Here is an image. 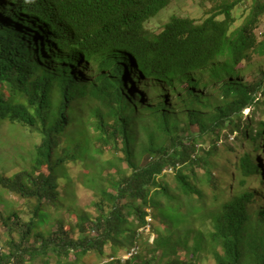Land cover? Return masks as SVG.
I'll use <instances>...</instances> for the list:
<instances>
[{
  "label": "trees",
  "instance_id": "trees-1",
  "mask_svg": "<svg viewBox=\"0 0 264 264\" xmlns=\"http://www.w3.org/2000/svg\"><path fill=\"white\" fill-rule=\"evenodd\" d=\"M171 1L0 0V121L36 128L41 136L25 167L33 170L12 177L0 174V189L32 204L27 219L0 210L6 235L0 264H81L89 253L107 256L104 264H197L195 257L201 252H210L216 264H264V234L255 230L264 225V209L252 212L249 205L256 192L244 189L248 179L261 172L251 153L239 161L241 189L216 211L191 204L183 214L179 206L170 204L174 198L160 181L169 171L175 172L181 193L186 197L199 193L193 184L201 180L194 168H210L209 157L218 150L213 145L201 155L202 140L220 130L237 132L241 142L253 144V151L264 149V118L254 127L252 117L244 116L245 110L264 104V71L250 83L239 79L241 66L264 58V0H212L214 5L201 22L173 16L158 34L151 33L147 22ZM242 4L249 7V14L233 29L234 11ZM93 63L98 75L84 81L78 71ZM195 73L199 77L188 80L184 89L189 123L183 127L169 110L168 98L156 106L133 102L130 92L137 82L162 84L176 92L174 80ZM213 84H221V98L212 105V95L198 89ZM136 95L141 99L145 93ZM86 100L98 103L91 111L96 141L132 172L127 177L102 178L99 214L94 219L76 216L77 237L73 225L62 219L44 233L46 208L61 204L56 171L80 158L70 144L64 148L61 144L74 106ZM139 111L152 119L151 126L141 125L146 132L141 153L146 158L137 166L132 161L133 125ZM192 125L196 132L189 131ZM207 172L205 181L222 191L221 182ZM261 182L264 186V179ZM161 197L169 203L162 206ZM156 213L169 223V230L156 232L147 255L133 253L140 228L149 225V216L156 221ZM193 215L203 219L204 227L210 218V229L181 233V223ZM126 226H130L127 235ZM119 247L132 255L118 256ZM182 251L190 259H182Z\"/></svg>",
  "mask_w": 264,
  "mask_h": 264
},
{
  "label": "rangeland",
  "instance_id": "rangeland-1",
  "mask_svg": "<svg viewBox=\"0 0 264 264\" xmlns=\"http://www.w3.org/2000/svg\"><path fill=\"white\" fill-rule=\"evenodd\" d=\"M234 1V0H231ZM214 5L212 0H172L171 3L162 10L157 16L150 19L146 28L151 33L158 34L160 30L169 22L171 17L177 16L182 18L193 19L197 22H201L207 17V12ZM250 6V1H248ZM246 4L238 6L234 14L237 18L236 24L233 29L240 26L249 14V7ZM264 25V24H263ZM262 28L259 29L261 31ZM51 66V65H50ZM52 67V66H51ZM97 69L96 63L89 64L83 71H78L83 77L84 81H92L98 75L95 74ZM264 71V58L258 57L255 61L247 66H241V73L239 79L242 83H250L258 79L260 72ZM199 77L198 73L176 78L173 82L174 88L177 89L173 92L171 88L162 85L155 84L153 82H137L134 88L130 92L133 98V102L141 100L145 107L156 106L160 104L164 98H168L170 105L169 110L176 115L179 120L180 127L184 124H188L189 121L185 113L187 112V96L185 95L186 82L191 79ZM133 81V80H132ZM220 85L213 84L207 88H199L198 92L211 94L212 105L221 98ZM145 93L141 99L136 94ZM58 98L57 91L53 92V100ZM98 103L95 101H82L74 106L72 112V123L64 133L62 137V148L68 147L70 144V150L79 155V159L75 162H66L62 167L57 169L56 175L60 185L62 186L59 191L61 194V204L51 208H46V214L48 216V222L42 226L44 233L47 230L52 229L59 219L64 220V223L72 226V233L77 237L80 233L79 228L75 226V218L77 215L83 214L90 219H94L98 216L97 202L101 196L102 184L100 183L102 178H116L127 177L131 175L132 168H129L125 163L118 162L117 156H115L110 150L100 147V144L96 141L97 133L95 132V118L91 111L93 108H97ZM210 109H203V113L207 114ZM140 114V115H139ZM244 116L252 117L253 126L256 127L257 123L264 118V104H259L255 109L245 110ZM144 118V120H141ZM149 119H152L147 112L139 111L135 116V123L133 126L136 131L133 133L135 142V155L132 157V161L140 166L145 160L146 156L141 153V148L146 143V132L143 131L141 125L148 126ZM79 121H82L78 124ZM81 128H80V127ZM151 126V125H150ZM190 132H196L197 126L192 125L189 127ZM185 131H181L183 134ZM187 135V133L185 134ZM41 136L36 128L27 129L19 124H10L8 122L0 121V174L3 173L7 176H14L22 171H31L34 168L28 167L27 163L29 159H32L35 154V146L40 143ZM92 141V142H91ZM258 144H262L261 140H258ZM213 145H218V150L213 152L209 157L210 165L205 168L204 165L194 168L195 172L200 177L199 182L193 184L197 187L199 193L194 196L186 197L181 190L176 180L175 172L169 171L160 181L167 185L169 194L174 198L170 204L173 206H179L180 211L186 214L187 209L191 204L195 206L206 207L210 211H216L220 205L230 199L236 191L241 189L239 181L240 175V159L245 153H251L253 161L260 166L261 172L255 177L248 179L245 190L255 191L256 197L254 202L249 205L252 212L257 213L261 209H264V186H261V180L264 179V149L262 151H253V144L250 141H243L239 139L237 132H229L228 130H220L216 134L205 136L202 140L201 155H205L207 151ZM102 149V153H98ZM61 156V150L58 152ZM61 166V165H60ZM211 171L214 177L217 178L222 184V191H215L205 181V177H209L207 171ZM189 177L190 172L186 170L184 172ZM163 179V180H162ZM192 182L191 179H188ZM259 188V189H258ZM198 198V199H197ZM162 206L168 204L165 197L160 198L159 202ZM32 204L25 203L20 198L9 195L5 190L0 189V210L4 213H19L23 219H27L30 215ZM154 214V211H149ZM187 216V215H186ZM156 221H153L150 216L147 218L148 224L146 228L139 230L138 239L135 241V247L137 253L147 255L151 244L157 237L158 231L169 230V223L162 218L161 215L156 213ZM202 219V218H201ZM198 215H193L185 223H181V233H184L187 229H192L195 232H205L206 229H210V218L205 221V227L203 221ZM131 220L133 226H137V223ZM87 228L89 229L91 223L88 222ZM127 230L130 226H126ZM256 232L261 235L264 234V225L255 228ZM174 231V230H173ZM6 235L4 229L0 224V247L4 252V244ZM126 245L125 239L122 240ZM193 245V241L190 243V247ZM119 255L126 256L123 247H119ZM118 248V249H119ZM208 247H205L207 250ZM111 251L106 250V255H109ZM159 254V253H158ZM190 255L186 256L185 252H181L182 259H190ZM122 258V259H123ZM195 259L197 264H216L212 258L210 252H201L196 255ZM107 256H100L96 253H89L85 257L80 259L81 264H104ZM124 260V259H123ZM25 264H41L39 261H34Z\"/></svg>",
  "mask_w": 264,
  "mask_h": 264
},
{
  "label": "built area",
  "instance_id": "built-area-1",
  "mask_svg": "<svg viewBox=\"0 0 264 264\" xmlns=\"http://www.w3.org/2000/svg\"><path fill=\"white\" fill-rule=\"evenodd\" d=\"M0 250H1V247H0ZM133 253H137V252H136V251H133ZM131 255H132V254L126 255V256L124 257V259L130 257Z\"/></svg>",
  "mask_w": 264,
  "mask_h": 264
}]
</instances>
